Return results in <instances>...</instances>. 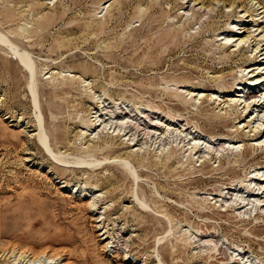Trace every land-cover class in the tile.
Segmentation results:
<instances>
[{
    "label": "rangeland",
    "instance_id": "rangeland-1",
    "mask_svg": "<svg viewBox=\"0 0 264 264\" xmlns=\"http://www.w3.org/2000/svg\"><path fill=\"white\" fill-rule=\"evenodd\" d=\"M0 38V264H264V0H0Z\"/></svg>",
    "mask_w": 264,
    "mask_h": 264
},
{
    "label": "bare ground",
    "instance_id": "bare-ground-1",
    "mask_svg": "<svg viewBox=\"0 0 264 264\" xmlns=\"http://www.w3.org/2000/svg\"><path fill=\"white\" fill-rule=\"evenodd\" d=\"M0 41H3V42H5L2 38H0ZM6 42H8V41H6ZM5 42V43H6ZM261 42V41H260ZM259 42V43H260ZM259 43H257V47L255 48V50H257V52H260V51H262V50H264V47H263V49H259L260 47H262V46H264V43H262L263 45H258ZM7 45V44H6ZM11 48H12V53H15V55H16V58H17V60L19 61V63L20 64H22V65H24L25 67H27L28 68V70H29V72L30 73H32V68H31V66L32 65H30V63H29V60L28 59H25V57H24V54L22 55L18 50H16L17 48H14L13 46H11ZM257 52L255 53V57H256V54H257ZM262 54V53H261ZM264 54V53H263ZM262 54V55H263ZM26 56V55H25ZM28 57V56H27ZM28 60V61H27ZM34 69V68H33ZM33 74V73H32ZM32 74H30V75H32ZM34 75V74H33ZM34 78V77H33ZM32 78V79H33ZM262 82H264V81H261L260 83H262ZM260 83H258V84H260ZM30 89H31V91H32V93L34 92L33 91V84L30 82ZM30 92V91H29ZM34 94V93H33ZM32 94V95H33ZM247 99H249V98H255V99H257V100H255L254 101V103L256 104V105H258V106H260V105H264V100H261V98L259 97V95H257L256 94V90H252L251 91V94H245L244 95ZM258 97L260 98V99H258ZM33 100H35V98L33 99ZM34 103H35V105H37V103H36V101H34ZM33 103V104H34ZM254 104V105H255ZM34 105V106H35ZM37 108V107H36ZM39 126H38V134H39V138H40V140H41V143L43 144V147L44 146H46V147H44V148H47V144H46V142H45V140L44 139H42V135H41V125H40V123L38 124ZM258 132V131H257ZM38 136V135H37ZM22 253L23 252H21V255H22ZM25 253H28V252H25ZM24 256V255H23ZM27 256H29L28 254H27ZM33 259H34V261H38V259H39V257L37 258V257H33V256H31ZM31 260V259H30ZM33 261V260H32ZM2 264H4V263H2Z\"/></svg>",
    "mask_w": 264,
    "mask_h": 264
}]
</instances>
